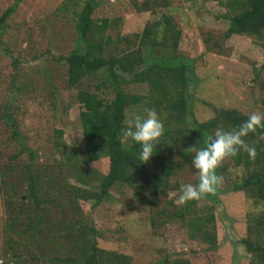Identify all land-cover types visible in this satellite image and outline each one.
Masks as SVG:
<instances>
[{"label": "trees", "instance_id": "16d2710c", "mask_svg": "<svg viewBox=\"0 0 264 264\" xmlns=\"http://www.w3.org/2000/svg\"><path fill=\"white\" fill-rule=\"evenodd\" d=\"M23 0H14L0 14V54L11 60L12 74L5 101L0 102V151L14 146V153L1 158L0 192L4 197L6 248L12 253L6 264H131L117 251L100 248L102 233L90 221V212L111 198L112 190L129 189L134 199L150 209V225L177 222L190 240L216 250L215 208L221 192H243L258 208L246 224V236L239 240L249 256V264H264V127L244 139L256 149L250 158L246 149L227 158L231 167L243 173L231 185L192 200L173 205L159 201L177 189V173L192 167V151L204 146L217 127H238L248 114L236 109L214 108L206 121L195 117L192 59L178 52L180 30L167 0L132 1L137 12L156 15L140 32L107 35L109 21L93 18L95 0H64L75 16L73 49L63 57L68 89H78V126L82 147L69 146L53 136L46 141L52 150L41 155L29 147L16 118L19 61L5 52L3 34L7 19ZM205 1V0H202ZM227 8L228 21L223 39L233 35L252 36L263 46L264 0H211ZM79 4L81 6H79ZM162 9L159 13L156 9ZM207 42V39H205ZM264 56V53H263ZM258 70L264 72V62ZM257 71V70H256ZM47 74V73H45ZM49 104L56 107L54 85L49 84ZM130 86H143L142 93H131ZM103 88V90H102ZM264 113V98L261 100ZM208 105V104H207ZM154 109L164 126L155 154L146 163L138 159L139 145L122 139L128 110L143 113ZM60 134V132H59ZM107 158L105 172L93 166ZM42 157H45L44 159ZM4 168V169H3ZM193 168V167H192ZM219 175L229 172L222 164ZM195 180L194 183H196ZM89 204V211L83 205ZM34 245H31V243ZM157 264H189L185 257L165 258Z\"/></svg>", "mask_w": 264, "mask_h": 264}, {"label": "rangeland", "instance_id": "374dc122", "mask_svg": "<svg viewBox=\"0 0 264 264\" xmlns=\"http://www.w3.org/2000/svg\"><path fill=\"white\" fill-rule=\"evenodd\" d=\"M14 0H0V14ZM64 0H23L14 14L7 19L3 34L5 52L19 61L18 81L24 86L18 90L16 118L22 135H28V145L41 155L52 150L48 135L58 136L65 145L82 147L78 126V89L66 86L65 57L75 42V16L71 6L63 8ZM84 1V0H82ZM98 2L93 18L109 21L107 35L115 38L140 32L145 23L156 15L134 10V0H95ZM142 0H135L140 2ZM178 29V52L194 62L195 79L192 82L195 117L208 120L214 108L236 109L241 113H261L264 98V72L258 70L264 62L263 46L252 36L233 35L223 39L228 21L223 17L227 8L211 0H167ZM79 6H81L79 4ZM159 13L164 12L156 8ZM207 39V42L206 40ZM257 70V71H256ZM47 73V74H45ZM10 57L0 54V102L5 101L11 80ZM49 84L54 85L56 107L49 104ZM143 86H130L131 93H142ZM103 90V88H102ZM208 104V105H207ZM134 111L128 110L127 120ZM126 120V125H127ZM60 132V134H59ZM125 142H128L125 141ZM14 153V146L0 151V159ZM43 159L45 157H42ZM0 160V168L5 167ZM229 166L219 185L224 189L243 173ZM101 172L107 168V158L93 164ZM4 169V168H3ZM196 170L185 167L177 173L178 188L171 189L167 198L159 201L166 205L178 203L181 185L197 180ZM111 198L90 212V221L101 233L98 246L123 253L131 264H157L165 258L185 257L189 264H249V256L239 240L246 236V224L257 214L258 208L243 192H221L215 208L216 250L190 240L177 222L150 225V209L142 200L134 199L131 190H112ZM4 197L0 192V264L12 253L6 248L2 229L5 226ZM89 204L83 210L89 211ZM31 243V242H30ZM31 245H34L31 243Z\"/></svg>", "mask_w": 264, "mask_h": 264}, {"label": "clouds", "instance_id": "9594fccd", "mask_svg": "<svg viewBox=\"0 0 264 264\" xmlns=\"http://www.w3.org/2000/svg\"><path fill=\"white\" fill-rule=\"evenodd\" d=\"M258 127H264V113H251L238 127L226 130L217 127L213 135L208 136L204 146L195 147L191 159L196 170V183L181 185L178 203L200 200L204 195L215 192L223 182V176L217 169L225 158L234 157L240 149H246L250 158H254L256 149L246 144L245 137ZM164 134V126L157 112L145 108L143 113H132L127 127L122 130V139L131 140L139 145L138 159L146 163L155 154L156 146Z\"/></svg>", "mask_w": 264, "mask_h": 264}]
</instances>
